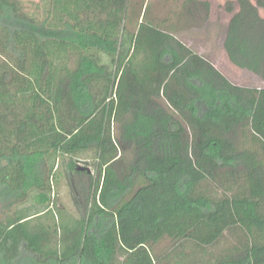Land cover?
I'll use <instances>...</instances> for the list:
<instances>
[{"label": "trees", "instance_id": "1", "mask_svg": "<svg viewBox=\"0 0 264 264\" xmlns=\"http://www.w3.org/2000/svg\"><path fill=\"white\" fill-rule=\"evenodd\" d=\"M188 1L166 33L129 0H0V264H264V0Z\"/></svg>", "mask_w": 264, "mask_h": 264}, {"label": "rangeland", "instance_id": "2", "mask_svg": "<svg viewBox=\"0 0 264 264\" xmlns=\"http://www.w3.org/2000/svg\"><path fill=\"white\" fill-rule=\"evenodd\" d=\"M147 0H129V7L127 12V21L132 20L129 25V29H133L137 21L143 23H149L156 28L166 32L172 33L178 29H184L191 26L200 25L205 13L203 8L198 4H193L188 0H166L146 4ZM124 36V35H123ZM120 41L121 38L119 37ZM100 58L102 65H109V60L106 56L97 54V59ZM111 76L116 79L117 67L115 65H109ZM117 127L115 124L110 125V134L115 136ZM132 157V152H126V159ZM96 162L92 159H83L79 162L76 161V165L86 167L89 169L90 175L96 177L97 168ZM64 165L61 162H57L51 181L49 182L50 190L45 191L44 195L49 200L52 210L57 212L60 210L62 215L68 217H74L76 212L71 202L70 190L68 186V180L64 172ZM206 189V188H205ZM204 189V190H205ZM220 195V192H217ZM35 201V200H34ZM33 200L25 204V206L31 205ZM28 208V207H27ZM32 212V211H31Z\"/></svg>", "mask_w": 264, "mask_h": 264}, {"label": "water", "instance_id": "3", "mask_svg": "<svg viewBox=\"0 0 264 264\" xmlns=\"http://www.w3.org/2000/svg\"><path fill=\"white\" fill-rule=\"evenodd\" d=\"M79 170H85L89 173V169L86 167H81L80 165L77 166Z\"/></svg>", "mask_w": 264, "mask_h": 264}]
</instances>
